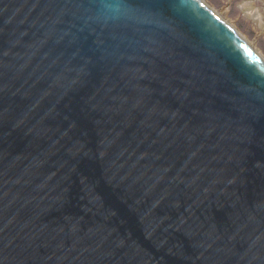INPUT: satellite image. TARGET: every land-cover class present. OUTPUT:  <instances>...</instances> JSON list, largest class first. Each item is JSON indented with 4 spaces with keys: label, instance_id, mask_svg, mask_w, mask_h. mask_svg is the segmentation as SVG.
Wrapping results in <instances>:
<instances>
[{
    "label": "water",
    "instance_id": "water-1",
    "mask_svg": "<svg viewBox=\"0 0 264 264\" xmlns=\"http://www.w3.org/2000/svg\"><path fill=\"white\" fill-rule=\"evenodd\" d=\"M0 264H264V60L203 0H0Z\"/></svg>",
    "mask_w": 264,
    "mask_h": 264
},
{
    "label": "rangeland",
    "instance_id": "rangeland-1",
    "mask_svg": "<svg viewBox=\"0 0 264 264\" xmlns=\"http://www.w3.org/2000/svg\"><path fill=\"white\" fill-rule=\"evenodd\" d=\"M264 60V0H203Z\"/></svg>",
    "mask_w": 264,
    "mask_h": 264
},
{
    "label": "bare ground",
    "instance_id": "bare-ground-1",
    "mask_svg": "<svg viewBox=\"0 0 264 264\" xmlns=\"http://www.w3.org/2000/svg\"><path fill=\"white\" fill-rule=\"evenodd\" d=\"M238 35V34H237ZM239 36V35H238ZM240 37V36H239ZM241 38V37H240ZM242 39V38H241ZM243 40V39H242ZM244 41V40H243ZM245 42V41H244Z\"/></svg>",
    "mask_w": 264,
    "mask_h": 264
}]
</instances>
